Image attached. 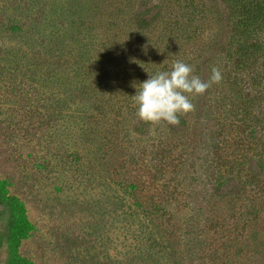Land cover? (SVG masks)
Returning <instances> with one entry per match:
<instances>
[{
	"label": "rangeland",
	"instance_id": "obj_1",
	"mask_svg": "<svg viewBox=\"0 0 264 264\" xmlns=\"http://www.w3.org/2000/svg\"><path fill=\"white\" fill-rule=\"evenodd\" d=\"M230 8L0 0V180L32 224L21 257L264 264V63L234 68L221 55ZM145 11L150 23L140 28ZM177 60L202 80L217 67L222 80L189 97L194 110L178 126L141 121L138 85ZM7 224L1 214L0 264L10 254Z\"/></svg>",
	"mask_w": 264,
	"mask_h": 264
},
{
	"label": "trees",
	"instance_id": "obj_2",
	"mask_svg": "<svg viewBox=\"0 0 264 264\" xmlns=\"http://www.w3.org/2000/svg\"><path fill=\"white\" fill-rule=\"evenodd\" d=\"M222 1V0H215ZM230 11L224 17L229 20L228 37L224 50L221 55L225 56L228 64L234 68H249L248 60H253V65L258 67L264 63V0H225ZM190 4H193L190 2ZM140 13L139 27L145 28L150 22H147L146 13ZM233 46V47H232ZM232 78L236 75L232 73ZM180 122L182 117H179ZM123 186V185H121ZM120 186V187H121ZM132 187V186H131ZM218 187V186H217ZM216 187V189H217ZM124 191L130 195L131 189L127 185L123 186ZM131 197V195H130ZM134 201L129 203L130 209L140 214L141 202L137 196L132 194ZM132 205L135 206L132 207ZM157 205L155 208H159ZM8 215L7 229L9 231L6 237L9 246V256L5 264H33V262L21 257L18 253V245L25 238L32 228V224L27 216V209L24 202L16 195L10 194L6 181L0 180V215ZM130 214V213H129ZM151 232V231H150ZM151 233H149L150 238Z\"/></svg>",
	"mask_w": 264,
	"mask_h": 264
},
{
	"label": "clouds",
	"instance_id": "obj_3",
	"mask_svg": "<svg viewBox=\"0 0 264 264\" xmlns=\"http://www.w3.org/2000/svg\"><path fill=\"white\" fill-rule=\"evenodd\" d=\"M222 80V73L213 67L208 80L193 75V68L175 61L170 71H161L138 85L132 96L136 116L152 125L166 123L178 126L179 117L194 110L190 96L203 95L213 84Z\"/></svg>",
	"mask_w": 264,
	"mask_h": 264
}]
</instances>
